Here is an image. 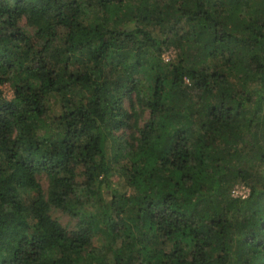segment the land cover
<instances>
[{"label":"trees","instance_id":"1","mask_svg":"<svg viewBox=\"0 0 264 264\" xmlns=\"http://www.w3.org/2000/svg\"><path fill=\"white\" fill-rule=\"evenodd\" d=\"M0 264H264V0H0Z\"/></svg>","mask_w":264,"mask_h":264},{"label":"rangeland","instance_id":"2","mask_svg":"<svg viewBox=\"0 0 264 264\" xmlns=\"http://www.w3.org/2000/svg\"><path fill=\"white\" fill-rule=\"evenodd\" d=\"M175 56H176V51L173 48H169L168 50H166L163 53L162 60H163V62H168L169 60L174 59ZM186 83H187V81H186ZM2 90H3L4 96L7 99L12 98V91L8 85L3 86ZM112 179L114 181H116L117 187H119L122 192L123 191H125V192L129 191V189L125 186V184L123 183L121 178L117 177V175H114V178H112ZM40 184H41L42 188L45 190L47 187V183H46L44 177L40 178ZM236 186H240V185H236ZM50 215L52 218L56 219L63 227H65L67 229V231H74L75 230L76 220L71 219L68 215L63 214L59 210H51ZM95 244L98 246L99 245L98 241H95V243H93V245H95Z\"/></svg>","mask_w":264,"mask_h":264},{"label":"built area","instance_id":"3","mask_svg":"<svg viewBox=\"0 0 264 264\" xmlns=\"http://www.w3.org/2000/svg\"><path fill=\"white\" fill-rule=\"evenodd\" d=\"M231 194H232V197H234V198L245 199V198L248 197L249 190H248V188H246L244 186H236L232 190V193Z\"/></svg>","mask_w":264,"mask_h":264}]
</instances>
